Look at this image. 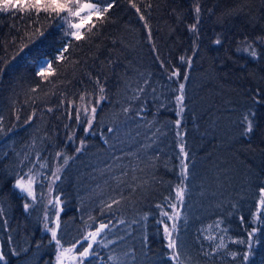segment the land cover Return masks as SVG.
Instances as JSON below:
<instances>
[{"label": "trees", "instance_id": "trees-1", "mask_svg": "<svg viewBox=\"0 0 264 264\" xmlns=\"http://www.w3.org/2000/svg\"><path fill=\"white\" fill-rule=\"evenodd\" d=\"M84 2L91 0H81ZM133 2L140 6L145 21L139 20L129 0H116V6L107 14L111 21L103 25L101 34H87L90 23L98 24L93 17L81 30L87 37L81 41L65 36V31L71 30L56 18L36 24L32 23L35 13L0 11V60H11L21 44H28L0 78V115L3 116L0 127L4 129L0 133V194L3 196L0 199L3 212L0 251L5 254L7 264H55V242L49 243L51 235L44 229V216L53 198L59 197L63 211L59 213L57 234L64 248H71L77 239L82 240L88 231L105 222L111 228L109 239L116 241L108 249L96 247L106 264H112L107 261L109 254L118 257V264H171L166 256L169 250L162 225L157 223L164 217L156 205L168 211L165 197L175 196L174 186L178 183L179 146L174 125L177 116L173 110L177 94L174 90L178 84L175 78L168 79V71L178 68L181 76L185 71L189 74V80L184 82L187 108L182 124L186 149L193 161L189 169L191 179L187 182L189 191L174 234L183 253L181 259L187 264H264V226L253 217V213H257L259 189L264 187V101L256 106L257 126L248 137L242 135L244 125L241 123L243 115L253 105L252 95L257 89L264 94V59L253 60L238 48L243 46L241 42L245 38L253 44L255 37L264 35L262 0H252L251 21L237 18L223 24L217 22L218 9L216 15L207 11L215 6L216 0H200L203 11L195 55V35L189 31L190 25L195 23V0ZM149 3L151 8L147 7ZM45 15L40 13L41 17ZM37 27L46 29L44 36L36 35ZM218 36L222 45L213 43ZM110 38L122 42L116 52L122 63L113 69L93 64L91 59L97 45L112 47ZM65 43L71 44L69 53L65 54L69 59L53 65L57 74L49 79L55 83L41 84L37 92H31L41 79L35 75L38 65L54 60ZM100 54L103 57L106 52ZM181 56L191 58L190 69L181 63ZM73 61L80 63L74 65ZM161 61L165 68H161ZM125 65L134 80L148 81L142 94L145 110L140 116L135 115V108L141 106V101H129L127 97L131 93L123 86L118 87ZM88 71L107 77L108 99L97 110L94 125L97 135L85 136L83 126L75 122L74 109L70 120L67 104L56 106L60 93L79 103L81 92L94 90L93 82L85 75ZM54 89L56 94L52 95ZM45 92L50 95L45 97ZM31 97L37 98L36 103H31ZM130 102L134 110L125 118L122 108ZM48 107L55 110L49 113ZM32 111L37 115L26 124ZM108 127L114 131L107 132ZM73 131L87 145L79 154L74 151L79 139L75 142L67 139ZM101 131L107 143L101 138ZM57 152L64 155L58 158ZM66 156H75V159L69 160L60 173L61 179L53 183L51 173L62 165ZM150 157L157 159L151 161ZM42 163L47 167L41 168ZM133 168L137 169L135 173ZM125 171L128 175L122 176ZM133 175L136 181L132 180ZM19 176L34 179L35 202L12 187ZM117 177L126 181L119 191L129 198L101 214L105 202L112 197L119 198ZM142 181L147 183L130 196L127 184ZM24 202L32 205L28 212L23 209ZM257 215L264 218V209ZM121 220L125 223L121 224ZM218 221H222L220 227L216 226ZM86 224L90 227L86 228ZM254 228H258L255 236L259 239L251 249L232 242L246 239ZM144 236L148 238L149 247L142 250ZM207 236L214 239L208 240ZM221 239L226 247L217 250L215 245ZM37 244L41 246L37 248ZM13 249H19L20 255H12ZM80 250L81 246L77 245L68 253L73 255L74 264H79ZM246 251L249 252L247 262L241 255ZM204 252L212 255L205 256ZM231 252L238 253L235 259ZM84 264H96V260L92 258Z\"/></svg>", "mask_w": 264, "mask_h": 264}, {"label": "snow or ice", "instance_id": "snow-or-ice-1", "mask_svg": "<svg viewBox=\"0 0 264 264\" xmlns=\"http://www.w3.org/2000/svg\"><path fill=\"white\" fill-rule=\"evenodd\" d=\"M130 7L135 9L136 13L139 14V20L145 21L146 16L142 13L140 6L133 2V0H129ZM252 0H231V2H228V0H216L215 6L213 8L207 9L208 13L211 15H216L217 9L219 10V15H216V19L218 23L223 24L224 22L228 20H234L237 18H244L251 21L253 19L251 13ZM262 5H264V0H262ZM116 6V0H91V2H84L81 3V0H0V11L2 12H8L10 10H18V11H27L29 14L35 13V19L32 20V23L40 24V21L44 20H50L53 18H56L64 23L67 24L68 29L71 31H65V36H70L72 40L74 41H81L86 40V34L82 32L81 30L85 28V24L92 22L93 17H95V20L100 25L98 27L97 23H90V26L87 29V34L90 36H97L101 34L103 25L109 23L111 21V17L107 14ZM151 4L149 3L147 5L148 8H151ZM175 11V10H173ZM202 7L200 4V0H195L194 5V13H195V23L190 25L189 31L195 35V39L193 41V55H195V49L199 47L198 40H199V30L198 25L201 22V14H202ZM40 13H45L46 15L41 17ZM78 20V22H74ZM144 27L146 29L149 28V25L147 23L144 24ZM93 29H95V32H93ZM46 30V29H45ZM45 30H41V27H37L35 29V33L37 36H44ZM28 35V33H25ZM148 39L151 41L152 34L151 31L148 32ZM34 42V41H33ZM109 43L112 45V47H107L97 45V51L95 54L92 55L91 59L93 61V64L99 63L102 67H106L108 69H113L116 66L120 65L122 61L120 60V57L116 55L118 46L121 45V41L110 38ZM213 43L215 45H222L223 41L218 36L214 39ZM243 46H238L239 50L246 52L249 57H251L253 60H260L264 59V35L257 36L253 40V44L256 46L253 47V44H249L247 42V38L243 40L242 42ZM28 47L27 43L21 44L18 51L11 57V60L7 62H3L0 60V78L3 77L4 72L6 68L8 67V64L11 63V61L15 60L17 56H19L21 53L24 52L25 48ZM71 48L70 43H65L61 46V48L58 50V53L56 57L53 59L45 60L43 63L39 64L37 67V70L35 72V75L40 77L41 79L37 82L36 86L31 88V92L35 93L40 88L41 84L48 83V84H54L55 82L50 80V77H53L57 74V69L53 67L54 64H61L69 59L68 56H66V53H69V50ZM259 49V50H258ZM152 50L155 52L157 49L155 48V45L153 44ZM101 52H106L105 56H101ZM157 59L159 60V56H157ZM180 61L182 64L186 65L187 68H191L192 66V60L191 58H185L184 56L180 57ZM74 65L79 64V61H73ZM87 63V61H85ZM161 68H165V63L161 61L160 63ZM125 74L124 76L120 77L118 79V87L123 86L126 90V92L131 93L130 96L127 97L129 101H141V106L138 108H135V115L140 116V114L145 110V107L143 105V98L142 94L146 91V88L148 86V81L144 80L143 82L134 80L131 75L128 72V66L125 65ZM75 75V73H73ZM87 76V79L94 84V90L93 91H84L81 92L79 95V103L72 99H68L66 94L60 93L61 99L59 101V105L56 107H62L65 104H67V118L72 119L73 118V109H74V116H75V122L78 126L82 125L83 133L85 136L88 135H97L96 128L94 127L95 124H97V110L100 107L101 103L103 101H106L108 99V89L106 88V76L102 75H93L91 71H88L85 73ZM176 80V83L178 84V87L174 90L177 94L175 95V107L174 111L177 116V119L174 121L176 135H177V143L179 146V153H178V159L180 161L178 168V183L174 186V192L175 196L172 197L171 195L168 197H165V203L167 204V207L171 209V212L165 210L162 205L157 204L156 207L159 208L161 217H166L167 219H160L157 221L158 224L163 225V235L164 239L166 240V247L169 250L168 254H166L167 259L171 262V264H187V261L185 259H181V256L183 253L180 251V246L177 243V239L174 238V233L177 232L178 229V222L181 219V212L182 207L185 203L186 195L189 191V186L187 182L191 179V173L189 171L190 164L193 163L191 161L189 152L186 149V142L184 140V130H183V124L182 120L184 119V113L187 108V105L185 103L186 99V93H185V81L189 80V74L187 71L181 76V72L178 68H172L170 71H168V79ZM83 83V80L80 81ZM68 83H71V81H68ZM153 92L155 89L152 90ZM52 95H55V89L51 93ZM45 97H48L50 94L48 92L44 93ZM94 97V101H93ZM253 105L248 109V111L243 115L241 123L244 125V130L242 132V135L245 137H248L250 134L254 132L257 126V120H256V106L260 105L262 101H264V94L261 93L259 89L256 90V92L252 95ZM31 103H36L37 98L31 97L30 98ZM45 103L47 101H44ZM161 107H164L162 104ZM55 109L53 107H48L46 109L47 112L51 113ZM134 110L132 103L130 102L127 106H124L122 108V113L124 114L125 118L129 117V113H132ZM37 113L36 111H32V113L26 118L25 123L30 124L33 119L36 117ZM143 118V117H141ZM16 119L19 120L20 117L17 114ZM3 123V116L0 115V124ZM67 127V125H65ZM11 131V129H9ZM114 129L112 127H108L107 132L111 133ZM159 131V129H157ZM4 129L3 127H0V133H3ZM101 138L105 140V143H107V139L105 137V134L101 131L100 133ZM67 139L69 141L75 142L76 139H79L75 135V131L72 132V135L68 136ZM86 142L84 139H79V144L75 148V153L79 154L86 148ZM64 154L61 152H57L56 156L59 158L63 156ZM75 159V156H66L63 159V163L61 166H58L55 171L51 173V179L52 182L55 183V181L60 180L61 176L60 173L63 170V167L67 166L69 160ZM151 161H154L157 159V157H150ZM41 168L47 167L46 164L42 163L40 165ZM138 167V166H137ZM31 171V170H30ZM133 173L137 171L136 168L132 169ZM139 171L143 172V168H139ZM128 173L122 172V176H127ZM132 180L136 181L137 177L135 175L132 176ZM33 183L34 179L32 177H28V179H25L24 176H19L15 179V183L12 185L13 188L18 189L21 194L26 195L28 198H30L32 201H36L37 197L33 190ZM126 181L122 179L121 177H117V193L119 198L112 197L110 201L105 202L104 205L101 207V214H103L104 210H112L113 206H119L125 199H128L129 197H125L123 191H119L120 185L125 184ZM147 183L146 181H142L139 184H127V187L131 190V194L135 193L137 191V188H142L144 184ZM51 191V187L49 189ZM3 196L0 194V199H2ZM61 203V200L59 197H56L55 199V205H59ZM32 205L28 202L23 203V209L25 212H28ZM235 207V206H234ZM261 209H264V187H261L259 189V201L257 205V213L260 212ZM63 211L62 208H57L56 213L54 215L56 216V227L52 228L49 227L50 218L48 214H45L44 216V229L47 232H50L51 240L49 243L55 242V264H63V257L66 253L72 252L73 249L77 246H81V250L78 253L79 257V264H84L86 260L91 261L92 258H95L96 264H106L104 256L100 254V252L96 251V247L108 249L109 245L115 244V240L109 239V232L111 231L109 223L100 222L97 227L93 231H88L86 235L82 236L81 239H77L71 248H64L62 245L61 240L58 238L57 229L59 228V212ZM257 213H253L254 221L259 220V224L261 226H264V218H261L257 215ZM0 215H3L2 209H0ZM147 217L145 216V219ZM90 220L95 223L92 217H89ZM240 221L243 224L244 223V217H240ZM121 224L125 223V221L121 220ZM222 221L217 222V227H220V224ZM90 227V225L85 226ZM225 233L227 232V229H224ZM258 231V228L252 229V231L248 232L247 238L244 240H237L232 241L233 243H240L245 244L249 249L253 247V245L256 243V241L259 239L255 236V233ZM123 239V237H121ZM206 239L213 240L214 238L211 236H207ZM84 241H87L86 245L84 244ZM142 250L147 249L149 247L148 244V238L147 236H144L142 238ZM41 245L37 244L36 247L39 248ZM217 250L224 249L226 247L224 240L221 239L219 243L215 245ZM28 249L25 248L24 252H27ZM127 255V253H125ZM205 256L212 255V253L204 252ZM12 255L19 256L20 250L19 249H13ZM145 255H147V252H145ZM230 255L233 259H235L238 255L236 252H231ZM242 258L245 262L249 259V252H244L241 254ZM107 261L112 262V264H118V257L112 254H109L107 257ZM0 262H4V264H7L6 256L5 254L0 251Z\"/></svg>", "mask_w": 264, "mask_h": 264}, {"label": "rangeland", "instance_id": "rangeland-1", "mask_svg": "<svg viewBox=\"0 0 264 264\" xmlns=\"http://www.w3.org/2000/svg\"><path fill=\"white\" fill-rule=\"evenodd\" d=\"M28 177H32V176H27V177H25V179H28ZM15 190L21 196H23L25 198H28L26 195L21 194L18 189H15ZM33 190H34V188H33ZM55 199H56V197H54L53 200L51 201V203L49 205V210H48V216H49V218L51 220L50 221L51 223H49L50 224L49 227H52V228L56 227V216L54 215V213H56L57 208H60V204L59 205H55ZM168 211L171 212V209L169 208ZM261 211H262V209H261ZM164 219L166 220L167 218L164 217ZM162 228H163V225H162ZM74 263H75V259H74L73 255L66 253L64 255V257H63V264H74Z\"/></svg>", "mask_w": 264, "mask_h": 264}]
</instances>
